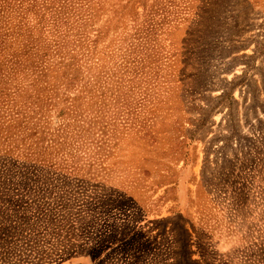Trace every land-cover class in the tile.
<instances>
[{"label":"rangeland","instance_id":"rangeland-1","mask_svg":"<svg viewBox=\"0 0 264 264\" xmlns=\"http://www.w3.org/2000/svg\"><path fill=\"white\" fill-rule=\"evenodd\" d=\"M16 1L0 264H264V0Z\"/></svg>","mask_w":264,"mask_h":264},{"label":"trees","instance_id":"trees-1","mask_svg":"<svg viewBox=\"0 0 264 264\" xmlns=\"http://www.w3.org/2000/svg\"><path fill=\"white\" fill-rule=\"evenodd\" d=\"M8 2V0H0V16L3 14V12L6 10V4L5 3H7ZM17 3H18V5L19 6H22L23 5V3L24 2H27V1H24V0H18V1H16ZM28 10V9H27ZM24 14V13H23ZM22 18H23V16H22ZM4 37H3V39H0V49L1 48H5V47H2V43H3V41H4V39L7 37H9V33L7 32V33H4V35H3ZM1 37V36H0ZM46 54L44 53V55H43V57L45 56ZM7 61L5 62V63H7V64H10V65H19L18 64V62L20 61V59H19V56H16V55H12L9 59H6ZM42 61V59H39V60H37V61ZM33 66H42V65H39V64H34ZM0 93H1V90H0ZM4 93L6 94V95H4L5 96V98H2V99H0V109H1V111H0V113H1V115L2 116H0L1 117V119L3 120V119H5L6 117H4L5 115H10L11 113L10 112H8V111H5V110H8V106L7 105H9V103L10 102H14V101H16V99H15V96H16V91L15 90H11V91H6V90H4ZM36 94H38L39 96H42L41 94H39V93H36ZM36 96L35 98H39V96ZM11 96H14V97H11ZM46 96V95H45ZM44 97V96H43ZM46 97H49L50 99L51 98H53L54 96H52V95H48V96H46ZM56 98V97H55ZM55 104H53V103H49L45 108H44V112H46L47 111V109H49L48 107H51V106H54ZM40 106H43V103H41V104H39V106H34V104H29L28 105V110H29V112H30V116H28L27 118V120H28V122L30 123V125L29 126H31L32 125V127L33 126H35L36 128H34V132L33 133H35V134H37V133H39V131H40V133H39V135L41 136L42 135V133H44V128L46 127V128H48L46 125L48 124V121H46V119H44L43 117L44 116H42V108L40 107ZM70 106H72V104L70 105ZM67 108H70L71 109V107H67ZM64 109L63 108H61V109H58V111H57V116L58 115H60L61 113H64V111H63ZM73 111H74V109H72ZM12 114L13 115H18V114H21V111L18 109L17 111H15V112H12ZM10 119V118H9ZM65 120V119H64ZM1 122V121H0ZM70 125V122H64V123H62V126H64L65 128H68V126ZM41 126H43V131L41 132V130H40V127ZM72 128L73 129H78V125H74V126H72ZM38 129V130H37ZM47 133H48V131H47ZM48 137H49V139H46V138H44L45 140H46V142H45V148H48V147H52V146H60V145H62V144H64L63 143V141H59L60 139V136H56L55 137V135H53V134H48L47 135ZM38 138V137H37ZM61 140H68V137H66V136H63L62 138H61ZM52 145V146H51ZM31 154H32V152H31ZM41 154H45V152L44 153H41ZM34 155H37V156H39V157H32V158H30V160H32V161H39V162H49L47 159H49V155H44V156H42V155H38V154H34ZM61 166H62V163H61Z\"/></svg>","mask_w":264,"mask_h":264},{"label":"crops","instance_id":"crops-1","mask_svg":"<svg viewBox=\"0 0 264 264\" xmlns=\"http://www.w3.org/2000/svg\"><path fill=\"white\" fill-rule=\"evenodd\" d=\"M49 162H46V163H51V165H56L57 163H53L51 162L50 160H48Z\"/></svg>","mask_w":264,"mask_h":264}]
</instances>
